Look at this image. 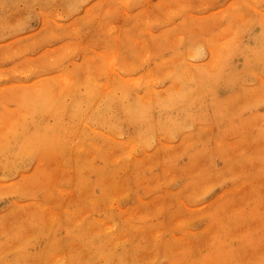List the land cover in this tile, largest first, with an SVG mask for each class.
<instances>
[{"label": "rangeland", "instance_id": "obj_1", "mask_svg": "<svg viewBox=\"0 0 264 264\" xmlns=\"http://www.w3.org/2000/svg\"><path fill=\"white\" fill-rule=\"evenodd\" d=\"M0 264H264V0H0Z\"/></svg>", "mask_w": 264, "mask_h": 264}, {"label": "bare ground", "instance_id": "obj_2", "mask_svg": "<svg viewBox=\"0 0 264 264\" xmlns=\"http://www.w3.org/2000/svg\"><path fill=\"white\" fill-rule=\"evenodd\" d=\"M106 58H107V57H105V59L103 58V62H104V60L106 61ZM98 62H99V61H98ZM100 62H101V61H100ZM104 63H106V62H104ZM90 65H91V64H90ZM102 65H104V64H102ZM100 67H101V65H100ZM109 67H110V66H109ZM104 68H105V65H104ZM104 68H103V70H104ZM101 69H102V68H101ZM109 69H110V72H111L112 69H111V68H109ZM112 71H113V70H112ZM106 74H107V73H106ZM100 75H101V74H100ZM103 75H104V74H103ZM109 76H110V75H109ZM112 79H113V78H112ZM110 80H111V79H110ZM108 81H109V80H108ZM112 81H113V80H112ZM112 81H111V82H112Z\"/></svg>", "mask_w": 264, "mask_h": 264}]
</instances>
